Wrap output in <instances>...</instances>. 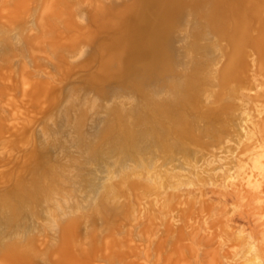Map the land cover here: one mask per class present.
I'll return each mask as SVG.
<instances>
[{"label": "rangeland", "instance_id": "374dc122", "mask_svg": "<svg viewBox=\"0 0 264 264\" xmlns=\"http://www.w3.org/2000/svg\"><path fill=\"white\" fill-rule=\"evenodd\" d=\"M139 1L0 0V264H264V0Z\"/></svg>", "mask_w": 264, "mask_h": 264}, {"label": "bare ground", "instance_id": "6f19581e", "mask_svg": "<svg viewBox=\"0 0 264 264\" xmlns=\"http://www.w3.org/2000/svg\"><path fill=\"white\" fill-rule=\"evenodd\" d=\"M176 9V0H141L134 7H131L133 15L141 28L154 29L155 37L152 40L136 41V49L150 50L160 43V37L165 32L167 19ZM136 39H139V32H134Z\"/></svg>", "mask_w": 264, "mask_h": 264}]
</instances>
